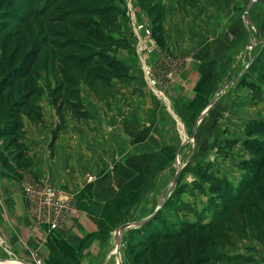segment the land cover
<instances>
[{"label":"rangeland","instance_id":"374dc122","mask_svg":"<svg viewBox=\"0 0 264 264\" xmlns=\"http://www.w3.org/2000/svg\"><path fill=\"white\" fill-rule=\"evenodd\" d=\"M101 9L108 10L99 11ZM158 16L163 19V26L169 21L173 31L167 33L164 28L162 48L153 37L154 53L138 51L133 23L150 24L153 28V19ZM117 18L121 30L117 27ZM176 25L191 28L193 42L200 45V58L208 67V76L218 93L212 96L213 104L209 110L196 106H191L188 114L187 110L185 113L174 110L178 118L173 120L168 110L160 108L161 111L153 116L155 122L158 116L163 118L155 127V132L160 134L155 138L160 142H151L152 150L146 161H152L153 168L138 175L144 180L146 189L139 193L142 197H138L137 207L130 216L136 220L145 214L143 209L150 211L161 203L163 215L171 224L178 221L211 223L217 231L214 234L215 250L228 252L222 247L232 246L229 248L232 255L246 258L235 260V263L257 264L248 262L247 255H252L264 264V169L256 183L252 170L254 162L261 161L264 155L253 154L244 147L248 139H264L259 135L246 136L249 124L264 122V6L253 0H0V63L6 65L14 58L18 65L34 47L38 45L42 49L35 66L40 86V96L35 102L42 109V120H32L24 115L23 129L17 138L0 139V173H5L18 187L22 184L19 190L28 202L30 228L36 246L29 251V247L18 245L12 230L6 232L3 227L6 222L0 220V264H35V258L44 264L39 246L47 242L52 232L71 226L80 217L72 184L61 186L53 180L66 173L59 169L62 159L71 150L67 145L65 147L70 125L84 132L82 139L89 147L81 154L83 182H92L98 173L92 166L96 167L99 160L115 153L113 143L106 142L92 130L96 124L91 121L103 119L105 113L104 109L96 108V101L105 104L112 113L116 83L128 82L91 80L70 59L64 61L66 55L79 56L75 47L85 42L93 47V51L112 53L132 70L138 72L142 68L148 81V73H151L162 83L161 88H156L163 89L175 82L182 71V58L174 55L173 48L169 47H176ZM89 33H92L91 37L102 38L90 41ZM127 36H133L131 47H115L109 40ZM169 40H172L171 44ZM68 76L78 80L80 96L76 99L64 93L63 99L69 103H83L88 116L77 117L65 107L64 131L52 148L53 133L60 122L52 91ZM165 78L172 79L167 81ZM159 98H155L158 106H165L162 97ZM233 141L238 143L237 146L227 148V142ZM103 143L105 149H102ZM19 153L22 157L18 159ZM18 161L29 168L21 169ZM56 170L60 175L55 174ZM71 174L68 167V176ZM205 174L215 175L232 186L226 200L213 192L210 184L202 182ZM27 189L33 191L27 194ZM48 189L73 196L67 201L66 221L59 223L60 227L55 231L50 230L43 208L34 211L32 204L38 193ZM237 199L242 201L236 202ZM1 212L0 204V215ZM129 222L120 223V229L114 231L116 239L113 236L108 241L114 246L112 264L133 263L127 238L133 221ZM128 224L130 227L120 232ZM222 236H226L225 242L219 240ZM77 258V255L72 256L70 264L76 263ZM51 263L59 264L53 260Z\"/></svg>","mask_w":264,"mask_h":264},{"label":"crops","instance_id":"0c3cea01","mask_svg":"<svg viewBox=\"0 0 264 264\" xmlns=\"http://www.w3.org/2000/svg\"><path fill=\"white\" fill-rule=\"evenodd\" d=\"M164 28L167 33L173 31L169 21L164 23ZM176 28L178 29L175 39L176 47L170 45L169 47L173 48L171 52L174 55L182 58L183 66L175 82L170 83L166 88L155 89L149 85L142 68L138 72L131 69L134 79L124 84L116 83L114 87L116 94L111 103V108L114 110L112 113L107 110L105 104L96 101L98 102L96 108L104 109L105 113H103V119L91 121L92 124H96L92 126V130L98 132L97 135L103 137L106 142H112L115 153L106 156V159L99 160L96 167L92 166L98 169V173L90 183L81 180V154L82 151L89 149L82 139L84 132L73 124L70 125L68 136L65 138V147L68 146L71 150L66 153V158L62 159L59 169L60 172L65 170L66 173L64 177L61 175L53 180L61 186L72 184V189L77 195L80 217L75 220L76 223L72 222L71 226L52 232L47 242L39 246V253L44 259V264H52V260L59 264H70V258L75 255L78 258L74 264H105V261L112 264L114 246L109 245L108 241L113 236L116 239L114 231L120 229V223L133 221L130 224L131 228H136V224L149 219L162 206L160 203L150 211L143 209L145 214L136 220L130 216L137 207L139 193L146 189V184L142 183L144 180L138 175L145 173L143 171L146 169L150 171L153 168L152 161H146V157L152 150L151 142L154 140L160 142V139L155 138L159 134L155 132V127L161 124L163 118L158 116L156 122L152 118L158 114L160 108L168 110L173 120L178 118L174 110L182 113L187 110V114L191 106L209 110L213 104L212 96L218 93L214 81L211 80V76H208L210 74L208 67H205V62L200 58V45L197 46L193 42L191 28H183L181 25H176ZM169 42L171 44L172 40ZM142 62L145 63V61ZM156 96L162 97L160 101L167 107L166 105L158 106ZM159 115L162 117L161 114ZM76 123L75 125L79 127ZM105 148L103 143L102 149ZM91 160L93 162V158ZM68 167L72 171L71 176H68ZM55 174L60 175L57 170ZM21 185L20 183V188ZM19 187L5 173H0L2 207L0 220L6 222V225H3L5 230L7 229L6 232L12 230L17 244L29 247L30 251L36 246V239L30 228L28 202L24 199ZM111 223H114V226ZM247 256L251 257L255 263L261 264L252 255Z\"/></svg>","mask_w":264,"mask_h":264},{"label":"trees","instance_id":"16d2710c","mask_svg":"<svg viewBox=\"0 0 264 264\" xmlns=\"http://www.w3.org/2000/svg\"><path fill=\"white\" fill-rule=\"evenodd\" d=\"M107 10L101 9L99 11L104 12ZM116 21L117 27L121 30L118 18ZM152 26L153 37L158 46L162 48L164 46L163 19L160 16L154 18ZM84 30L87 29L84 28ZM91 34L87 35L90 41L102 38L95 35L91 37ZM130 35L132 34L130 33ZM132 37H113L114 39L109 40L113 46L125 48L131 47ZM75 48L79 56L66 55L64 61L70 59L76 64L77 68L87 73V78L107 83L112 80L129 82L134 79L131 75V67L112 53L93 51V47L85 42L76 45ZM41 53L42 49L37 45L18 65H16L17 60L14 58L6 65L0 63V139L12 138L15 140L23 129L22 117L24 115L32 120H42V109L35 102V99L40 96V86L37 82L35 66ZM77 82L78 80L73 76L65 77L64 81L57 84V87L52 91L53 105L60 119L59 125L53 133L52 148L57 143L60 133L64 131L65 117L63 111L65 107L72 110L77 117L87 118L88 116L84 111L83 103L79 101L69 103V101L63 99L64 93L76 99L80 96ZM258 135L264 137V122L251 123L246 129L248 138ZM237 144L236 141L227 142L226 146L232 149ZM244 147L253 154L264 155V139H248L244 142ZM20 157H22L21 154L18 155V159ZM263 161L264 157L261 161L254 162V169L252 170L255 183L262 177ZM19 164L21 165L18 167L21 169L29 168V165L24 162H19ZM202 182L210 184L213 192L218 193L223 200H226L232 189L227 181H222L215 175L205 174L202 176ZM235 201L239 202L242 199ZM216 232L211 223L202 225L178 221L171 224L163 215L162 210H159L146 224L129 230L127 233L129 253L133 264H239L235 263V260L246 259L242 255H232L229 251V248H233L232 246L222 247L223 250H228V252L215 250L217 240L214 238V234ZM221 239L222 242H225L226 236L219 238V240ZM229 240L228 238V242ZM248 252H251V250H248ZM247 258L248 262L253 263L254 260L251 257L247 256Z\"/></svg>","mask_w":264,"mask_h":264},{"label":"built area","instance_id":"2783aa9c","mask_svg":"<svg viewBox=\"0 0 264 264\" xmlns=\"http://www.w3.org/2000/svg\"><path fill=\"white\" fill-rule=\"evenodd\" d=\"M130 14V13H129ZM135 28L134 38L135 42L137 44L138 51L144 52V53H154V50L156 49L154 46V40H153V34H152V27L149 25H145L143 23H133ZM137 30V32H136ZM141 36L140 37V33ZM147 44L151 45L148 46ZM155 48V49H154ZM148 76L150 78V86L152 88L157 89L156 87H160L162 83L160 81H156V79L153 78L151 73H148ZM166 79L165 80H171ZM165 83V82H164ZM33 189H27V194L31 193ZM73 196L68 193H63L62 191H58L56 189H48L45 190L44 193H38L37 197L33 199L32 204L35 206V210L41 211L42 208L44 210V213L46 215V218L48 219V223L50 225V230L55 231L60 226L59 223H63L66 221V206L67 201L69 198H72ZM65 199V200H64ZM39 224V221L36 222ZM35 264H42L41 260L39 258H35Z\"/></svg>","mask_w":264,"mask_h":264},{"label":"water","instance_id":"95a60500","mask_svg":"<svg viewBox=\"0 0 264 264\" xmlns=\"http://www.w3.org/2000/svg\"><path fill=\"white\" fill-rule=\"evenodd\" d=\"M254 2H258V3H261L263 6H264V0H253ZM162 207V206H161ZM161 207H159V209L157 210V212L159 211V210H161ZM156 212V213H157ZM155 213V214H156ZM154 214V215H155ZM154 215H152L149 219H147V220H145V221H143V222H141V223H138V224H136L135 226H136V228H139V227H141L142 225H144V224H146L149 220H151L153 217H154ZM130 227V225H126V226H124V227H122L121 228V230H120V232H123L125 229H127V228H129Z\"/></svg>","mask_w":264,"mask_h":264}]
</instances>
